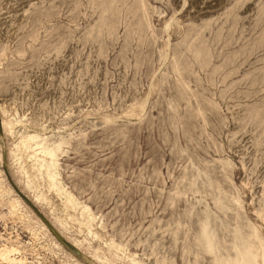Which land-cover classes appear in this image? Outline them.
Here are the masks:
<instances>
[{"label":"rangeland","instance_id":"rangeland-1","mask_svg":"<svg viewBox=\"0 0 264 264\" xmlns=\"http://www.w3.org/2000/svg\"><path fill=\"white\" fill-rule=\"evenodd\" d=\"M0 104L26 125L0 117V244L27 264H264V0H0ZM29 129L100 240L33 204Z\"/></svg>","mask_w":264,"mask_h":264},{"label":"bare ground","instance_id":"bare-ground-1","mask_svg":"<svg viewBox=\"0 0 264 264\" xmlns=\"http://www.w3.org/2000/svg\"><path fill=\"white\" fill-rule=\"evenodd\" d=\"M139 6L140 5H138V7ZM138 9H140V7ZM113 12H116V11H113ZM108 15H107L108 19L106 18L107 20H109ZM110 20L108 23H110ZM112 21H111V24H112ZM124 21H126V19ZM169 26H170V22L168 23L166 22L165 27L164 26L163 27L165 30H167ZM166 56L167 55L163 57V60H165ZM146 99H144L145 104L146 102H148L146 101ZM7 109L4 105L0 104V117L4 118V120L2 121L3 126L11 134L16 135L15 133L16 128H20V127L24 128L26 127V125L22 124V122L16 117L17 112H14L13 114V112L10 113V111H8ZM44 134H39L37 131L29 129L25 133L17 135V141L13 149L14 150L13 155L17 157V160L19 161V164H20L22 174L26 180V187L27 189L33 192V198L31 199L33 204L37 207H41V206L47 207L49 212L54 216L57 227H59L60 229H64L66 226H69L71 224V221L76 220L78 224L81 226V228L85 230L91 237H93L96 240H100L102 238L103 231L101 228L99 218H97L91 212L89 207L82 206L77 201L75 196L72 193H70L67 187L65 186L63 180L61 179L60 175L58 174L55 168V160H54L53 154L45 147V141H44L45 138H43ZM10 193H11V190L0 179V196L2 195L6 196ZM6 208L8 211L9 220L12 222L16 221V223H19L22 226H24V229L27 231L30 239L33 242L38 240L37 233L44 232L45 230L44 228L46 226L45 223L39 218L45 226L42 223H40V227H32L30 225L32 221L24 205L16 198L12 200L9 199L7 201ZM108 245L110 247L109 250H111L112 248H115L117 250L119 254V258L120 257L124 258L125 256L127 257L126 252L122 247L114 245L111 241L108 242ZM55 248L59 249L60 247L55 246ZM45 250L48 251L49 248L47 247ZM21 254H23V252L19 251L14 246L6 245L5 243L0 244V264H27V260L25 257L23 256L18 257ZM38 264H40V262H38Z\"/></svg>","mask_w":264,"mask_h":264},{"label":"water","instance_id":"water-1","mask_svg":"<svg viewBox=\"0 0 264 264\" xmlns=\"http://www.w3.org/2000/svg\"><path fill=\"white\" fill-rule=\"evenodd\" d=\"M65 245L70 249V250H72L73 252H75L69 245H67L66 243H65Z\"/></svg>","mask_w":264,"mask_h":264}]
</instances>
